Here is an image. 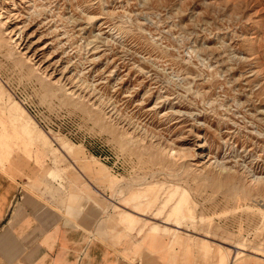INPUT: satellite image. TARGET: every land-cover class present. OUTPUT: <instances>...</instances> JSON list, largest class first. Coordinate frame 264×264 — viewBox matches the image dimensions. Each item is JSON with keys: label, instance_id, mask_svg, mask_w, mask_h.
I'll return each mask as SVG.
<instances>
[{"label": "rangeland", "instance_id": "rangeland-1", "mask_svg": "<svg viewBox=\"0 0 264 264\" xmlns=\"http://www.w3.org/2000/svg\"><path fill=\"white\" fill-rule=\"evenodd\" d=\"M0 171L264 264V0H0Z\"/></svg>", "mask_w": 264, "mask_h": 264}, {"label": "crops", "instance_id": "crops-1", "mask_svg": "<svg viewBox=\"0 0 264 264\" xmlns=\"http://www.w3.org/2000/svg\"><path fill=\"white\" fill-rule=\"evenodd\" d=\"M86 169L91 171L89 176L96 174L93 168ZM73 191L58 204L47 199V178L37 186L23 177L13 179L0 171V264L205 262V258H196L199 252L193 244L174 243L178 234L164 236L140 230V226L135 228L138 220L126 210L117 215L124 224L122 230H100L94 205L87 203L89 196ZM200 245L206 254L210 246ZM217 262L228 264L227 253L220 251Z\"/></svg>", "mask_w": 264, "mask_h": 264}, {"label": "bare ground", "instance_id": "bare-ground-1", "mask_svg": "<svg viewBox=\"0 0 264 264\" xmlns=\"http://www.w3.org/2000/svg\"><path fill=\"white\" fill-rule=\"evenodd\" d=\"M169 154H170V153H169ZM229 264H233V263L230 261Z\"/></svg>", "mask_w": 264, "mask_h": 264}]
</instances>
